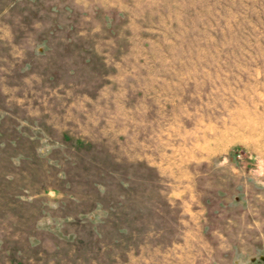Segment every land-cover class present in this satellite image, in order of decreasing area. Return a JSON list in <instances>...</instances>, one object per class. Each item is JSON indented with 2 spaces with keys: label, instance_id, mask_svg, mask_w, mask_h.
I'll list each match as a JSON object with an SVG mask.
<instances>
[{
  "label": "rangeland",
  "instance_id": "374dc122",
  "mask_svg": "<svg viewBox=\"0 0 264 264\" xmlns=\"http://www.w3.org/2000/svg\"><path fill=\"white\" fill-rule=\"evenodd\" d=\"M0 264H264V0H0Z\"/></svg>",
  "mask_w": 264,
  "mask_h": 264
}]
</instances>
